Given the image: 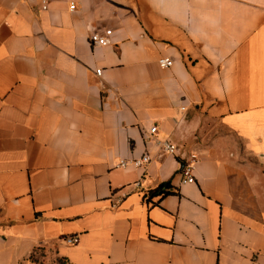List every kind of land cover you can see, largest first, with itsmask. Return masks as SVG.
Returning a JSON list of instances; mask_svg holds the SVG:
<instances>
[{
	"label": "crops",
	"instance_id": "crops-1",
	"mask_svg": "<svg viewBox=\"0 0 264 264\" xmlns=\"http://www.w3.org/2000/svg\"><path fill=\"white\" fill-rule=\"evenodd\" d=\"M37 250L264 264V0H0V264Z\"/></svg>",
	"mask_w": 264,
	"mask_h": 264
},
{
	"label": "built area",
	"instance_id": "built-area-1",
	"mask_svg": "<svg viewBox=\"0 0 264 264\" xmlns=\"http://www.w3.org/2000/svg\"><path fill=\"white\" fill-rule=\"evenodd\" d=\"M75 8V4L71 5V9ZM113 32L112 30L105 31L104 34H101L100 32L96 30H92L90 34V42L93 47H104L111 44L110 37L112 36ZM173 60L170 58H161L159 60V66L162 69H170L173 67ZM96 74L98 76H101V70H97ZM157 132L156 127H152L150 130V134L154 135ZM162 149L164 153L167 154H176L178 148L176 145L172 144L171 142H163ZM151 157L149 155H144L142 158L138 160H134V165L139 168H146L147 165L151 162ZM197 161V157L195 155H190L188 158L183 159V164L181 168V176H182V183L184 184H195L196 178L194 176V167L195 163ZM128 162L122 161L120 163L121 167H127ZM139 185V184H137ZM66 242L70 245L77 244L78 240L74 236H70L66 238Z\"/></svg>",
	"mask_w": 264,
	"mask_h": 264
},
{
	"label": "rangeland",
	"instance_id": "rangeland-1",
	"mask_svg": "<svg viewBox=\"0 0 264 264\" xmlns=\"http://www.w3.org/2000/svg\"><path fill=\"white\" fill-rule=\"evenodd\" d=\"M33 259L37 261L38 264H59L62 258L55 254L47 255L45 252L39 250L34 254Z\"/></svg>",
	"mask_w": 264,
	"mask_h": 264
},
{
	"label": "trees",
	"instance_id": "trees-1",
	"mask_svg": "<svg viewBox=\"0 0 264 264\" xmlns=\"http://www.w3.org/2000/svg\"><path fill=\"white\" fill-rule=\"evenodd\" d=\"M170 188V184H163L160 188H159V190H157V192H159L160 194L159 195H165V194H167L169 191H168V189ZM37 251H39V250H37ZM36 251V252H37ZM35 252V253H36ZM33 257H34V254L32 255V257H31V261L33 262V263H36V264H38L37 263V261H35L34 259H33ZM59 264H72V263H70L69 262V260L68 259H66V258H62L60 261H59Z\"/></svg>",
	"mask_w": 264,
	"mask_h": 264
}]
</instances>
